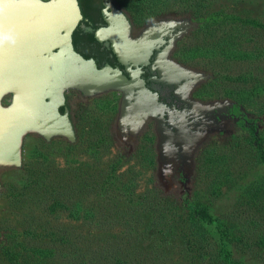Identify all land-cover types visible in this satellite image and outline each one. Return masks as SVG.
<instances>
[{
  "label": "rangeland",
  "instance_id": "374dc122",
  "mask_svg": "<svg viewBox=\"0 0 264 264\" xmlns=\"http://www.w3.org/2000/svg\"><path fill=\"white\" fill-rule=\"evenodd\" d=\"M120 2L132 17L142 16L149 20L170 13L191 17L199 26L201 24L200 19L192 13L198 7L196 0H190L188 4L186 0ZM204 8L207 13L223 10L250 23L243 31L241 48H264V0H207ZM195 31L180 40L174 53V58L182 65L211 75L206 83L197 88L195 97L202 101H232L257 118L256 124L259 130H263L264 91L253 97L248 95L244 88L229 84L230 81L223 79L224 74L235 75L243 72L247 64L233 61L222 66L214 64L220 67L215 68L208 58L194 56L196 47H212L209 42L213 41L207 33L196 34ZM252 34L256 36V42H250L246 38H250L249 35ZM253 65L261 66L262 73L264 58H259ZM221 69H224L221 71L222 75L214 77V70ZM67 95L74 108L77 123L76 141L70 144L62 138H55L46 142L40 137L29 135L23 140L22 167L0 170V246L4 242V245L14 244L18 250H21L22 245L36 249L52 248L49 237L41 238L40 235L43 230H46V233L58 231L66 235L65 239L74 240L82 249L76 257L80 259L81 256H92L94 253L90 249L102 246L107 238L113 239L118 235L120 237L127 229L124 226V218L118 216L117 210L128 206L130 199L143 202L141 196L144 195H148L149 200L146 199V203L148 202L155 212L154 217L141 213L136 222L142 240L131 247V254L138 261L145 260L141 255L143 252L147 261L155 258L154 247L159 243L162 246L160 253L163 262H168L171 257L175 260L184 259L180 238L167 228V225L171 224L170 209L177 211L176 208H179L181 211L186 199L198 201L208 207L215 216H236L241 223L254 212L256 213L253 215L262 217V213H258V207L250 208L245 204L244 196L251 195L252 192V189L247 187L262 174V168L256 164L252 165L254 153L245 145L247 132L242 128L235 130L231 137L212 135L196 152L195 170L189 189H185L186 193L181 195L182 188L174 182L165 193L157 179L156 138L153 126L148 124L144 128L130 151L119 141L116 134L120 102L118 93L109 92L84 99L73 92ZM8 101L9 97H6L3 103L6 105ZM77 104L81 106L79 109ZM109 172L112 180L115 179L114 183L105 182L103 191H100L103 195L100 197L96 194L97 189H89V186H100L107 179ZM36 178L40 179L42 184L61 185L62 189L58 188V196L65 192L64 195L68 196L70 203L81 204L82 209L86 208L92 216L83 219L69 218L64 211L49 213V200L56 195H48L44 190H40L33 199H28L25 193L38 190L33 187L31 191H24L23 188L30 180ZM133 208H136L134 215L138 216L136 213L139 214L142 207H131ZM106 228L108 230L103 232ZM253 248L255 250L252 253L245 254L248 264L256 262V254L262 251L254 245ZM25 256L29 255L25 253ZM29 257L34 264H69L72 255L59 253L52 261L51 255L48 258L37 254ZM0 264H7L1 256Z\"/></svg>",
  "mask_w": 264,
  "mask_h": 264
},
{
  "label": "water",
  "instance_id": "95a60500",
  "mask_svg": "<svg viewBox=\"0 0 264 264\" xmlns=\"http://www.w3.org/2000/svg\"><path fill=\"white\" fill-rule=\"evenodd\" d=\"M108 7L110 14L103 11L108 27L95 36L98 41L112 42L124 73L109 65L98 68L93 59L74 50L72 34L82 20L78 0H0V170L22 167L23 140L29 135L46 142L55 138L70 144L76 141L65 106L66 91L75 90L84 98L115 92L120 95L116 122L119 141L135 144L147 122L153 121L159 185L167 193L174 185L173 175L182 174L181 185L188 190L195 153L209 134L225 131L227 117L222 114L233 104L191 100L195 87L211 75L167 60L176 39L186 33L170 34L179 23L155 24L141 38L130 41L126 39L130 28L126 18ZM166 36L167 46L149 67L156 77L149 80L173 91L180 109L160 101L158 87L148 88L141 77ZM6 97L9 101L5 105ZM60 108H64L63 113Z\"/></svg>",
  "mask_w": 264,
  "mask_h": 264
},
{
  "label": "trees",
  "instance_id": "16d2710c",
  "mask_svg": "<svg viewBox=\"0 0 264 264\" xmlns=\"http://www.w3.org/2000/svg\"><path fill=\"white\" fill-rule=\"evenodd\" d=\"M189 1L186 0L187 4ZM196 1L198 2V7L192 13L200 19L201 24L195 33H207V36L212 37L213 41L209 42V45L211 44L212 47H196L193 55L208 58L212 63L211 65L215 68L220 67L214 64L222 66L224 63H231L233 61L246 63L247 66L245 70L243 69V72L235 75L230 73L224 74L223 79L230 81L229 84L239 85L247 90L248 95L256 97L264 91V70L261 73V66L253 65V63L258 62L259 58H264V48H253L250 50L241 48L242 37H244L243 31L246 30L247 25L250 23L233 17L223 10L207 13L206 8H204L207 0ZM249 36L250 38L246 37L249 39L248 41L256 42V36L253 34ZM235 44L238 45L235 46ZM222 70L224 69L214 70V77L222 75ZM256 121V119L255 121H249L247 126L242 123L240 124L241 128L247 132V137L244 141L245 145L254 153V160L252 159L254 163L252 165L256 164L262 168V174L258 178H255L252 185L249 184L247 187L248 189L249 187L252 189L251 195L244 197L246 198L245 204L249 205L250 208L258 207L260 209L258 213L260 211L262 217L260 215H253L256 213L254 212L245 217L241 223L236 216L235 218H227L225 215L215 216L208 207L198 201L186 199L181 211H179V208H176L177 211L170 209L171 224L167 225V228H170L180 238V245L182 251H184V259L175 260L174 257H171L168 262H163L160 253V249L162 248L161 243L154 247L155 254L153 255L155 258L149 259L150 261H147L143 255L144 252L141 255L142 259L145 260L138 261L134 259L135 257H132L133 248L131 247L142 240L141 231L136 226L140 214L145 213L150 215V217H154L153 213L155 211L150 208L148 202L146 203V199L149 200L148 195L141 196L143 202L141 200L130 199L128 206L122 210H117L118 216L124 218V226L127 229L122 232L120 237L118 235L114 236L113 239L107 238L104 240L102 246L99 245L95 249H90L94 253L92 256L87 255L86 258L81 256L79 259L76 255L82 249L77 246L74 240L70 238L65 239L66 235L64 236L61 232L51 231L46 233V230H43V234L40 237H49L50 243L53 244L52 248L36 249L32 247L27 248L22 245L21 250H18L14 244L11 246L8 244L4 245L3 242L0 246V256L7 264H34L32 258L29 257L34 254L45 255L46 258L51 255L52 261L59 253L72 255L69 259V264H248L245 260V254L252 253L255 250L253 248L254 245L262 251L256 254L258 259L251 264H257L258 262V264H264V129L257 130ZM236 146L234 147V151H236ZM106 177L107 179L100 186L98 184L89 186V189H97L96 194L100 197L103 195L100 191H103L104 183L108 182L112 184L115 180H112L113 177L110 172ZM39 181L40 179L38 180V178L30 180L23 189L24 191H31L33 187L37 188L38 191L36 192L33 190V192L25 193L28 199H33L35 195L39 194L40 190H44L48 195L55 194L56 196L49 200L47 206L49 213L64 211L69 218L83 219L92 216L91 212L86 208L82 209L81 204L70 203L68 196L65 197L64 195L65 192L60 193V196H58V188L62 189L61 185L57 184L60 187L55 185L54 187L47 183L42 184ZM248 189L247 193L249 194ZM134 206L142 207L139 209L140 213H136L138 216H135L133 213L136 208L131 209ZM106 230L108 228L104 229L103 232ZM25 253L29 256H25ZM64 255L62 254V256Z\"/></svg>",
  "mask_w": 264,
  "mask_h": 264
},
{
  "label": "flooded vegetation",
  "instance_id": "af4514ba",
  "mask_svg": "<svg viewBox=\"0 0 264 264\" xmlns=\"http://www.w3.org/2000/svg\"><path fill=\"white\" fill-rule=\"evenodd\" d=\"M41 1H48V0H41ZM82 15V20L77 25L76 29L73 31L72 34V46L74 50L83 56L86 59H93L97 65L98 68H101L105 65H109L113 68L118 67L123 73H124V67L119 63L117 56L114 54L113 50V44L110 40L104 39L102 41H98L96 39V32L101 29H105L108 27L107 19L108 16L104 15L103 11L107 10V14L111 13L110 7L107 8V5L111 6L115 10L119 11L127 20L129 24V35L126 37L127 40H137L141 38V36L144 34L147 28L150 26H153L155 24L168 22V21H174L180 24L179 28H175L174 30L170 31L171 35H176L177 33L181 32L182 30H186L185 34H181L178 39L174 42L172 50L167 55V60L175 62L183 67H186L179 63L178 60L174 58V53L176 50L177 44L182 40L184 37L188 36L189 33L192 31H195L199 24L195 20H193L191 17L188 16H180L179 14H168V15H162L158 16L154 19L144 18L141 16V18L132 17L129 12H127L120 2V0H78ZM145 17H148V15H144ZM162 41L164 44L159 47L158 51H153L150 59H149V65L147 67H144L143 70V77L145 79L146 86L150 88L152 85H155L158 87V94L160 96V101L165 102L167 105H174L177 109H180L178 101L173 96V91L168 90V87H163L160 84H154L149 79L152 77H156L155 73H150L149 67L154 63L156 55L160 53L166 46L169 41V37H163ZM188 68V67H186ZM190 69V68H189ZM192 70V69H191ZM195 71V70H193ZM199 72V71H197ZM203 73V72H202ZM207 82V81H206ZM204 82V83H206ZM201 83L200 85L204 84ZM198 85L195 87V89L191 93V100L198 101L201 103H212L216 101H202L195 97V93L197 91V88L200 86ZM73 92L81 96L83 99L84 97L75 90H69L65 92V106L69 109V116L72 121L74 130L75 127H77L76 119L74 118V108L71 104L70 98L68 97V93ZM165 97V98H164ZM229 101V100H224ZM233 105L230 108L226 109V112H223L222 115H225L226 118V124H225V131L221 133H213L209 134L205 140V142L199 147V149L207 143L208 140H210V137L214 134L217 136H228L231 137L234 135L235 130L241 129V123L245 126L249 124V121H255L253 116L246 113L245 111H242V108L235 104L232 101ZM180 105H183V103H180ZM81 106L77 104V109H79ZM83 107V106H82ZM60 112H64V108H60ZM84 114V113H83ZM84 117V116H83ZM235 119H238V121H235ZM150 124L153 126L154 136L156 138L157 143V136L155 133V123L153 121L147 122L146 126ZM256 124V123H255ZM257 125V124H256ZM145 126V128H146ZM258 127V126H257ZM144 130V129H143ZM259 130V127L257 128ZM118 138V136H117ZM138 140V139H137ZM137 143V142H136ZM135 143V144H136ZM124 145V144H123ZM133 143H126L124 146L127 147L130 151L132 150ZM198 149V150H199ZM197 150V151H198ZM196 156V153H195ZM195 156H194V163H195ZM172 181L180 186L182 188L181 195L186 193L185 188L181 185V183L184 181L183 175H173Z\"/></svg>",
  "mask_w": 264,
  "mask_h": 264
}]
</instances>
